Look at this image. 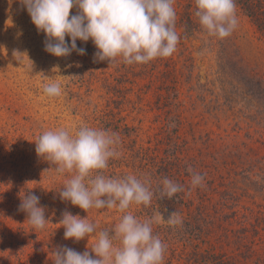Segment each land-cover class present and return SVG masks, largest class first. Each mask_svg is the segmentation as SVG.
<instances>
[{
	"label": "rangeland",
	"instance_id": "rangeland-1",
	"mask_svg": "<svg viewBox=\"0 0 264 264\" xmlns=\"http://www.w3.org/2000/svg\"><path fill=\"white\" fill-rule=\"evenodd\" d=\"M177 3L176 51L128 65L119 58L97 62L91 40H77L86 49L83 56L47 53L45 34L37 31L22 0H0V264H53L59 246L90 251L95 234L119 222L122 213L116 209L85 212L62 201L58 191L72 173L52 171L56 165L36 153L43 132L63 128L75 133L81 126L118 134L119 156L102 170L109 178L132 174L150 180L146 164L154 166L155 174L175 159L190 187L189 168L203 176L204 186L191 187L190 204L178 209L181 225L153 222V234L166 245L163 264H204L196 249L232 264H264V38L236 6L238 25L220 39L201 26L195 0ZM190 11L196 24L188 31ZM77 12L74 7L70 16ZM146 69L175 70L177 132L166 108L160 110L159 82L140 80ZM45 77L61 85L59 97L44 94L50 82ZM115 119L121 127H133L128 137L112 128ZM29 192L45 208L43 230L33 229L20 210ZM153 201L129 210L142 221L154 218L159 213ZM65 211L87 216L96 233L79 242L65 240L59 224Z\"/></svg>",
	"mask_w": 264,
	"mask_h": 264
},
{
	"label": "clouds",
	"instance_id": "clouds-1",
	"mask_svg": "<svg viewBox=\"0 0 264 264\" xmlns=\"http://www.w3.org/2000/svg\"><path fill=\"white\" fill-rule=\"evenodd\" d=\"M22 3L37 31L45 34L44 50L57 58L73 52L85 55L86 49L78 47L77 40L84 43L91 40L97 49L94 53L97 62L113 63L119 58L128 65L146 64L170 57L179 42L174 0H22ZM195 3V15L209 35L223 39L237 27L235 0H195ZM74 7L78 12L70 16ZM45 78L50 82L44 84V94L59 97L61 85L52 77ZM119 142L117 133L89 126H81L75 133L63 128L48 130L35 142L37 155L56 165L52 171L72 173L58 191L62 201L85 212L106 208L122 213L114 228L98 233L87 216L62 213L59 224L64 228L65 240L79 242L96 233L95 243L90 251L84 252L59 246L53 251V264H163L166 245L153 234L152 226L154 220H163V215L142 221L129 210L132 205L151 204L154 193L148 178L132 174L109 178L102 174L110 159L119 156ZM189 172L191 187H203V176L191 168ZM161 183V197L171 199L184 191L182 185L168 178ZM20 210L27 213V222L33 229L46 227L45 208L34 192L24 195ZM164 222L178 226L182 217L173 211Z\"/></svg>",
	"mask_w": 264,
	"mask_h": 264
},
{
	"label": "trees",
	"instance_id": "trees-1",
	"mask_svg": "<svg viewBox=\"0 0 264 264\" xmlns=\"http://www.w3.org/2000/svg\"><path fill=\"white\" fill-rule=\"evenodd\" d=\"M177 1V7L182 6L183 0ZM235 6L239 8L247 18H249L251 23L257 29L258 33L264 38V0H235ZM173 7L175 9L176 6L173 4ZM193 8L195 10V7ZM186 15V22L188 24H186L185 27L188 31H191V27L196 24V19H194V11L187 12ZM152 73L154 75H151ZM174 73L175 70L170 69L162 70L159 72L157 70L155 71L154 69H151V73L146 69L145 71H141V75L139 77L141 78L140 80H142V82H144L146 78L148 80H155L156 82H159L157 91L159 92L160 90V93H158L161 102L160 110H164V107L166 108V110H164L163 112L169 116L170 120L173 123H177V125L174 124L173 126V131L177 132L180 128L179 126L181 125L180 121L177 118L180 115V103L178 101V89L176 84L177 81L175 79ZM140 83L141 81L136 82V84ZM143 86L144 85H142V87ZM123 88L126 89L127 87L123 86ZM132 88L134 89V86H132ZM121 98L124 99L125 96ZM118 110L123 111L121 108ZM112 121L113 122L111 123V126L118 133H122L123 131H125L128 133V137L129 133L133 131V127H129L128 125H124L121 127L118 123H116V119ZM178 161L179 159H175L174 162H171L168 167L165 166L164 169L162 167L157 168L155 174L153 173L154 166L152 164H146L144 173L145 175L147 174V172H151L153 174V178L150 180L148 179L150 181V190H152L154 193L153 203L155 208H157L158 213L163 215V221L167 219V216L171 212L175 211L178 213V209L180 207L187 206L191 202L192 189L190 185L184 181V175L182 174L181 165L178 163ZM138 176L140 179H145V177H142L140 175ZM164 178H168L182 185L184 187V191L175 194L171 199H169L166 195L161 197V181ZM194 253L196 256L200 257L201 262H203L204 264H232L223 256L211 253L207 250L202 251L201 249H196Z\"/></svg>",
	"mask_w": 264,
	"mask_h": 264
}]
</instances>
